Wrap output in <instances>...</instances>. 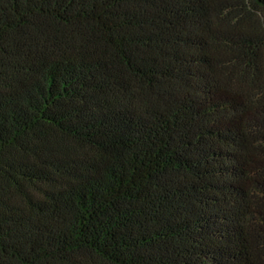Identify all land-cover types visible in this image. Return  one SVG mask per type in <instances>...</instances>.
<instances>
[{
    "label": "trees",
    "instance_id": "1",
    "mask_svg": "<svg viewBox=\"0 0 264 264\" xmlns=\"http://www.w3.org/2000/svg\"><path fill=\"white\" fill-rule=\"evenodd\" d=\"M0 264H264V0H0Z\"/></svg>",
    "mask_w": 264,
    "mask_h": 264
}]
</instances>
